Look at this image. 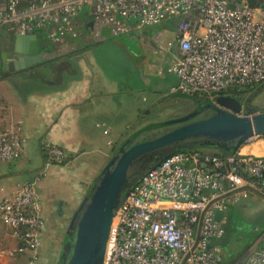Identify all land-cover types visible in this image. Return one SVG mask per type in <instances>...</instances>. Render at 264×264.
I'll return each mask as SVG.
<instances>
[{
  "label": "built area",
  "instance_id": "1",
  "mask_svg": "<svg viewBox=\"0 0 264 264\" xmlns=\"http://www.w3.org/2000/svg\"><path fill=\"white\" fill-rule=\"evenodd\" d=\"M81 15L83 25L91 22L93 40L103 28L118 36L171 22L173 35L158 32L155 51L175 48L166 68L178 77L173 90L214 103L264 83V6L247 0H0V27L14 35L43 29L52 44L84 38ZM25 142L20 121L0 124L1 161L19 160ZM44 152L46 166L65 164L61 146L47 142ZM250 188L264 194V154L190 149L169 156L114 213L103 264H222L216 240L224 234L225 212L256 193ZM0 222L19 240L10 255L25 254L26 264H36L45 220L33 181L16 182L0 197ZM233 264H264V234Z\"/></svg>",
  "mask_w": 264,
  "mask_h": 264
},
{
  "label": "crops",
  "instance_id": "2",
  "mask_svg": "<svg viewBox=\"0 0 264 264\" xmlns=\"http://www.w3.org/2000/svg\"><path fill=\"white\" fill-rule=\"evenodd\" d=\"M86 18L84 15L79 17L81 28L88 32L84 38H67L61 44H53L50 53H41L42 60L60 57L70 64L60 72L51 70L53 75L49 78L55 82L35 81L31 77L34 73L32 70L27 74L22 73L26 68L4 73L1 53L6 52L9 60L16 59L19 54L14 51L15 35L0 27L4 35L1 42L3 50L0 52V124L9 125L20 121L26 140L19 160H0V197L10 192L16 182L28 180L35 183L45 220L38 261L45 251L54 250L59 242L58 251H61L70 217L94 177L124 139L143 126L155 123L147 120L153 110L164 112L175 107L180 114L171 115V119L188 114L197 107V100L173 90L178 77L166 68L175 48L169 49L164 55L155 51V35L158 32L164 39L173 35L170 32L174 27L171 22L131 29L127 34L118 36L111 35L103 28L100 39L93 40L89 35L91 28L83 25ZM153 27H157L154 32ZM144 28L148 29L149 35L141 33ZM139 34L146 38L141 41ZM129 43L140 45V51L131 52L127 48ZM107 46L121 51L125 56L122 63L112 64L116 70L114 75L111 72L113 68L110 69L102 60L106 51L101 48ZM94 51L101 60L94 58ZM118 73L122 75L118 76ZM253 89L256 90L253 95L258 105L249 99L247 111L250 105L256 111L264 110V106L259 103V100H264V83ZM249 92L242 94L241 91L234 97L238 98L242 94L241 101H244L245 94ZM258 95L260 98H257ZM133 124V131L128 135L126 131ZM255 138L253 143L245 144ZM247 141L237 152L264 154V137H251ZM47 142L65 150V164L46 166L44 145ZM254 145L258 148H254ZM235 204H239L242 217L258 215L255 223L264 225V199L261 195L250 193ZM259 207L262 211H259ZM228 209L223 224L224 234L216 240L222 246V264L235 263L255 242L238 248L229 246L225 235L231 212ZM263 234L264 230L260 237ZM18 244L19 240L0 222V264H26L25 254L8 253Z\"/></svg>",
  "mask_w": 264,
  "mask_h": 264
},
{
  "label": "water",
  "instance_id": "3",
  "mask_svg": "<svg viewBox=\"0 0 264 264\" xmlns=\"http://www.w3.org/2000/svg\"><path fill=\"white\" fill-rule=\"evenodd\" d=\"M14 42V51L19 55L9 60L6 52L1 53L2 70L19 71L42 61L36 34L15 35ZM189 96L196 100L194 95ZM247 99L220 95L214 103L196 101L197 107L190 113L148 124L124 139L73 211L57 264H103L114 213L132 187L164 159L202 146L234 153L252 136L264 137V110L249 113ZM205 110H211L212 114L193 119ZM176 124L179 125L156 137L133 142L144 130ZM250 189L264 197L263 193ZM222 214L217 211L215 219L219 220Z\"/></svg>",
  "mask_w": 264,
  "mask_h": 264
},
{
  "label": "rangeland",
  "instance_id": "4",
  "mask_svg": "<svg viewBox=\"0 0 264 264\" xmlns=\"http://www.w3.org/2000/svg\"><path fill=\"white\" fill-rule=\"evenodd\" d=\"M258 2H263L264 0H257ZM169 23V22H168ZM173 23V22H172ZM153 32L157 29V27H153ZM147 28H144L141 33L142 34H147ZM3 34H1L2 36ZM149 35V34H147ZM140 40L143 41V39H145L146 37L140 35ZM140 45L136 44V43H129L127 48L133 52V50H135L136 53H138L140 51ZM103 50L106 51V53L103 55L105 58L102 59L106 62V64L109 66L110 69H112L114 65V63H122L124 61V55L122 54L121 51L114 49L112 47H104L101 48ZM138 51V52H137ZM98 52L100 53V51L98 50ZM99 57V54L94 51V58H97V60H101ZM115 67L111 70L112 74L114 75L116 70H114ZM122 75V73H118V76ZM255 89H253L252 91H250L249 93L245 94L244 98H249L251 99L252 103L255 105H258V100L254 98L255 96ZM253 93H255L253 95ZM259 94V93H257ZM257 98H260L259 95ZM248 100V99H247ZM261 103V106H264V100H259ZM180 111H178L175 107L173 109H167L164 112H157L155 110H153L151 112V115H149L147 120H150V122H161V121H166L168 119H170V116L174 115V114H180ZM135 125H131V127L129 129H127L126 133L129 135L133 130V127ZM172 126H166L164 125L163 127H159L157 129H150L148 130V133L144 136H142L141 138H153L156 137L160 134H162L163 132L169 130ZM252 137H259L262 138V136H252ZM142 140V139H141ZM140 140V141H141ZM146 140V139H145ZM255 139H251L247 142H245V144H250L253 143ZM253 145V144H252ZM251 145V146H252ZM254 148H258L257 145H254ZM116 150V149H115ZM98 171V170H97ZM230 207V206H229ZM228 207V208H229ZM260 208V207H259ZM231 209V210H230ZM228 210H230L231 212L229 213L228 216V222L225 226V235L226 238H228V242H229V246L231 248H238L241 247L244 244H252L254 241H256L261 233L264 230V225L262 223H255L257 221L256 218H258V215H256L257 217H242L241 213L239 211V204H234L233 206H231ZM259 211H262V209L260 208ZM226 215V212H225ZM62 237V234L60 235ZM246 244V245H247ZM60 242L58 243V245L54 248V250H47L45 251L42 255H41V259L40 261H38L36 264H56L57 259L59 257L60 252L58 251V247L60 248ZM10 255V252H8ZM44 259V260H43ZM4 264V263H3Z\"/></svg>",
  "mask_w": 264,
  "mask_h": 264
},
{
  "label": "trees",
  "instance_id": "5",
  "mask_svg": "<svg viewBox=\"0 0 264 264\" xmlns=\"http://www.w3.org/2000/svg\"><path fill=\"white\" fill-rule=\"evenodd\" d=\"M247 2L251 6H257V5L264 6L263 2H258L257 0H247ZM1 34L2 33L0 32V52L3 50L2 46H1L2 45L1 42H2V40H4V35L1 36ZM36 36L38 39L40 52L41 53H45V52L50 53L53 50V44L45 39L44 30L43 29L37 30ZM69 66H70V64L67 61H63L62 58H60V57L59 58H57V57L45 58L41 62L36 63L30 67H27L26 70L22 71V73L27 74V73H29L28 72L29 70H32L34 73L31 75V77H33V79L35 81H38V82H55L54 79L49 78L51 75H53L52 71L55 70V71L60 72L62 69H65ZM6 72L7 71H5L4 73H6ZM256 86H258V85L244 88L242 90L243 91L242 94L249 92L250 90H252ZM242 94L238 97L240 100H242V98H243ZM198 97H200V96H198ZM204 100L206 101V99H204ZM248 112L254 113V112H256V108L253 105H250L248 107ZM211 114H212V112H210L209 115H211ZM209 115H207V116H209ZM207 116H204V117H207ZM154 129H157V128H154ZM147 133H148V130H144V131L140 132L137 138L136 137L133 138V142L140 141L141 139L142 140L147 139V138H141L142 136L146 135ZM195 149L203 151V152H207L210 154H215V155H228V154L233 153L231 151H225V150L219 149L217 147H204V146H202V147L195 148Z\"/></svg>",
  "mask_w": 264,
  "mask_h": 264
},
{
  "label": "flooded vegetation",
  "instance_id": "6",
  "mask_svg": "<svg viewBox=\"0 0 264 264\" xmlns=\"http://www.w3.org/2000/svg\"><path fill=\"white\" fill-rule=\"evenodd\" d=\"M196 100H197V103L199 102V101H202V102H206L205 100H204V98H202V97H196ZM197 103H196V105H197ZM195 109V108H194ZM210 112H212L211 110H205V111H203L201 114H199V115H197L196 117H194L193 119H196V118H202V117H204V116H207V115H209L210 114ZM187 113V112H186ZM185 114V113H184ZM177 125H179V124H177ZM177 125H172V127L171 128H173V127H175V126H177ZM170 128V129H171Z\"/></svg>",
  "mask_w": 264,
  "mask_h": 264
},
{
  "label": "bare ground",
  "instance_id": "7",
  "mask_svg": "<svg viewBox=\"0 0 264 264\" xmlns=\"http://www.w3.org/2000/svg\"><path fill=\"white\" fill-rule=\"evenodd\" d=\"M108 245V243L106 244V246Z\"/></svg>",
  "mask_w": 264,
  "mask_h": 264
}]
</instances>
